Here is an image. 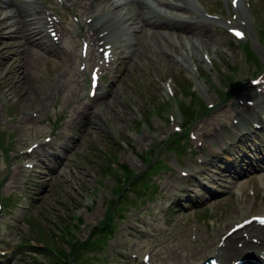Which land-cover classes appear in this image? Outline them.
Segmentation results:
<instances>
[{"label": "rangeland", "instance_id": "rangeland-1", "mask_svg": "<svg viewBox=\"0 0 264 264\" xmlns=\"http://www.w3.org/2000/svg\"><path fill=\"white\" fill-rule=\"evenodd\" d=\"M202 1L225 24L235 26L233 22L243 21V35L231 36L219 25L216 34L209 31L207 37H200L208 46L184 50L186 65L170 57L168 67L165 58L156 53L160 50L149 49L141 34L139 42L144 51L139 46V65L134 68L127 62L126 82H121L112 96L117 92L116 101L107 94L100 95L93 111L83 110L89 100L85 96L88 80L78 74L79 54L75 57L76 67H64V57L61 77L56 71L61 65L49 59L48 70L45 66L39 70L41 63L39 68L30 62L24 72L20 69L23 86L14 74L0 72V80H7L5 88L11 87L7 96L0 90V237L8 240H0V264H176L179 255L168 258L166 254L173 235H179L182 245L192 249L199 240L214 241L233 222L264 213V179L253 172L241 178L244 192L240 183H232L233 175L221 174L213 185L218 192L207 199L202 197L205 183L210 188L208 181L212 180L205 174L206 160L224 153L238 134L230 131L231 118L226 120L223 113L232 114L233 127L234 121H240L236 111L245 110L251 89L264 92L263 86L251 81L254 71L264 64V0H242L239 8L228 6L226 0H220V5ZM183 15L189 17L187 12ZM207 18L212 30L213 17ZM60 24L64 27L62 21ZM83 29L88 30L87 26ZM9 41V36H2L0 46L5 49ZM244 41L250 42L247 48ZM76 44H71L73 53L78 51ZM4 56L5 62L11 59ZM117 63L106 69L104 84L118 75L112 72ZM131 79L133 83H127ZM59 81L62 86L51 93ZM233 81L237 93L228 98ZM30 89L39 91L41 100L31 98L23 104L22 98ZM208 122L211 127L217 124L220 130L207 132ZM80 134L83 138L76 145ZM49 135L51 140L47 139ZM34 142L39 146L28 151ZM248 143L253 145L246 141V152L252 153ZM210 146L216 148L213 153ZM56 149L65 153L60 173L58 167L51 171L44 165L48 154ZM26 155L38 156L35 167L25 165L36 161L23 160ZM200 156L203 162H198ZM193 164L198 165L197 173ZM186 166L193 172L189 177L181 174ZM249 179L261 185L257 200L248 198ZM178 181L180 187H174ZM9 201L11 209L5 205ZM168 204L170 210L166 209ZM134 219L149 228L151 233L145 241L143 233L133 230ZM176 244L180 245L176 251L181 250L179 241L172 242L169 249ZM212 252L204 249L195 261ZM145 253L151 255L147 263L143 261ZM180 259L178 264L185 257Z\"/></svg>", "mask_w": 264, "mask_h": 264}, {"label": "bare ground", "instance_id": "bare-ground-1", "mask_svg": "<svg viewBox=\"0 0 264 264\" xmlns=\"http://www.w3.org/2000/svg\"><path fill=\"white\" fill-rule=\"evenodd\" d=\"M70 1L75 2V0H70ZM130 1L134 3V7L132 8H129L127 6V3L122 2L121 0H91L88 4H85V6L82 8L81 14L83 16L85 13H87L85 14L87 15V18L88 17L92 18L91 21L87 23H89L90 27L94 29V33L92 34L94 36L92 42L93 45L96 44V41L103 40L104 45L106 43H111L113 50H115L118 44L120 42H123V45L125 47H129L130 45H132L135 48V50H137L139 49L140 46L139 50L144 51V45L142 42L141 43L139 42L138 37H140L141 34L144 35L147 34V37L150 36L156 47L162 50V51L156 50V53H158L160 57L162 56L165 58V61L167 62V66L169 67V63L171 65L170 57L176 59L178 63L186 65L187 61L184 60V55H183L185 53L184 50H187V48H198V47L199 50H201L200 47L207 44V42L205 43L206 40L205 39L203 40L200 37L208 36L207 33L210 31L211 20L207 18V16L204 15V13L201 12L200 8L196 5V3L193 0H180V3H174V2L170 3L168 0H157L158 1L157 3H154V1L152 0H130ZM5 2H6V7L9 10L8 18L12 19L13 22L9 23L7 21L8 19L7 17L0 18V36L3 35L6 30L8 32V30L10 29V33L13 34L12 36L13 42L7 47V49L9 50L8 56L11 54H15L17 55V57L13 55L9 61L5 62L4 60L5 56H2L4 48H0V72L2 70L12 67L13 65H16L15 76L19 81L17 83L21 85L22 74L19 73V69H22L23 71L26 70V67L30 62L40 68L39 60L40 57L42 56V53H40L38 50L35 49V47L37 46L46 52L45 56L47 59H49L48 61H50L51 63L54 62L58 65H61L60 69H56V71L61 72L62 69L64 68L63 67L65 63L64 57H66L68 61H70L74 55L70 52H66V53L63 52L62 49L59 47V45L53 41L47 43L48 37L45 33V30L48 25H54L56 23V20L53 17L49 19L48 15L45 14V9L38 3H30L29 5H27L21 1H16V0H5ZM183 12H188L189 17L184 16ZM148 27H150L149 30ZM168 28L178 31L177 38L174 37L172 31ZM189 33L196 34L199 38L197 40L187 38L188 36L187 34ZM183 37H186V39L182 40ZM146 41H147V45L150 46L151 45L150 42L148 40ZM48 47H51L54 53L50 52L47 49ZM123 51L126 50H121L120 52L122 53ZM135 63L136 65H139L138 61ZM76 66L74 65V67ZM122 69L124 70V72L128 70L127 67ZM117 79L126 80V75L121 74L117 77ZM29 80H31V78H29ZM6 81L7 80L5 78H2L0 80V90L3 92L4 95H6L9 92L8 89L11 88V87H9L8 89L5 88L7 84ZM139 82L140 81L137 80V83ZM117 86L118 84L116 86L109 84L107 91L110 92L111 96L114 95ZM79 89L80 88H78V90ZM31 98H35L37 99V101H40L41 97H39V91H33L30 89L28 94H26L25 97L22 98V101H24L23 104L24 103L26 104L28 100H30ZM257 102L261 103L263 106L264 98L262 100L255 101L254 107L252 108H255ZM197 131H199V129ZM20 171L21 168L18 172L16 171L15 172L20 173ZM13 175L15 174L13 173ZM241 231L242 230L234 232L231 236H229L225 246L219 250V253H221V256L223 257L226 255L229 248L231 247L235 250L236 253H238L239 258H245L247 260L245 264H255L261 262V259H258L259 260V261L257 260L258 262H254L250 259L248 260L247 259L248 256L246 254L248 253V251H253L254 253L258 254L257 246L262 249H264V246L261 247L259 245L254 244L251 241H246L248 242L247 244L248 246H246L245 243L242 245V247H238L235 244V240L238 237H239V239H237L238 241L245 240L243 236L240 235ZM250 234L252 236L258 235L260 237V240L264 242V228L252 229L250 231ZM176 239L177 238H175V240ZM171 242H174V240H171ZM177 248H180L179 244L173 245V248H170L169 251L174 252L176 251Z\"/></svg>", "mask_w": 264, "mask_h": 264}, {"label": "snow or ice", "instance_id": "snow-or-ice-1", "mask_svg": "<svg viewBox=\"0 0 264 264\" xmlns=\"http://www.w3.org/2000/svg\"><path fill=\"white\" fill-rule=\"evenodd\" d=\"M238 35H243L242 33H237Z\"/></svg>", "mask_w": 264, "mask_h": 264}, {"label": "trees", "instance_id": "trees-1", "mask_svg": "<svg viewBox=\"0 0 264 264\" xmlns=\"http://www.w3.org/2000/svg\"><path fill=\"white\" fill-rule=\"evenodd\" d=\"M40 253H44V251H41Z\"/></svg>", "mask_w": 264, "mask_h": 264}]
</instances>
